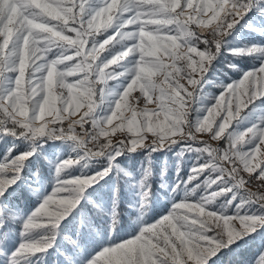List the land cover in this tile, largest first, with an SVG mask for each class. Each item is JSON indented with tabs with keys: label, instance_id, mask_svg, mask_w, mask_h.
I'll list each match as a JSON object with an SVG mask.
<instances>
[{
	"label": "snow or ice",
	"instance_id": "6c2138e0",
	"mask_svg": "<svg viewBox=\"0 0 264 264\" xmlns=\"http://www.w3.org/2000/svg\"><path fill=\"white\" fill-rule=\"evenodd\" d=\"M264 264V0H0V264Z\"/></svg>",
	"mask_w": 264,
	"mask_h": 264
},
{
	"label": "trees",
	"instance_id": "16d2710c",
	"mask_svg": "<svg viewBox=\"0 0 264 264\" xmlns=\"http://www.w3.org/2000/svg\"><path fill=\"white\" fill-rule=\"evenodd\" d=\"M246 252H241V253H238L236 255H231L229 254L226 258L225 261H224V264H240V263H243L244 261L247 260V257L246 255L243 256V254H245ZM250 258V256L248 257Z\"/></svg>",
	"mask_w": 264,
	"mask_h": 264
},
{
	"label": "rangeland",
	"instance_id": "374dc122",
	"mask_svg": "<svg viewBox=\"0 0 264 264\" xmlns=\"http://www.w3.org/2000/svg\"><path fill=\"white\" fill-rule=\"evenodd\" d=\"M243 252H246L245 254H243V256L244 255H246V257H247V260L246 261H244L243 263H240V264H245V262H247L248 260H250L251 258H252V256L254 255V248L253 249H251V250H245V251H243ZM250 256V258H248ZM227 257V256H226ZM224 258V261L226 260V259H228V258Z\"/></svg>",
	"mask_w": 264,
	"mask_h": 264
}]
</instances>
